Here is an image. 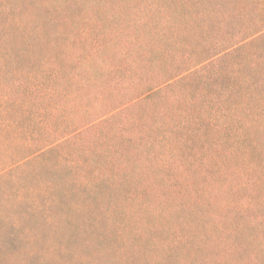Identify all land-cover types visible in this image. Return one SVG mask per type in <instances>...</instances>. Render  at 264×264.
I'll return each instance as SVG.
<instances>
[{"label":"rangeland","instance_id":"obj_1","mask_svg":"<svg viewBox=\"0 0 264 264\" xmlns=\"http://www.w3.org/2000/svg\"><path fill=\"white\" fill-rule=\"evenodd\" d=\"M262 5L260 0H0V85L53 69L46 57L54 51L156 50L151 42L158 29L166 35L161 44L167 51H214L218 43L226 45L264 22ZM7 8L14 14L3 13ZM146 19L154 21L150 30L144 29ZM118 21L123 34L116 41ZM98 34L109 36L102 46L92 39ZM252 50L264 54V36ZM25 109L11 114L17 126H0V171L22 157L19 142L11 143L14 136L47 127H31L39 111ZM106 153L98 148L95 157ZM57 156L49 153L42 163L0 174V264H264V204H256L264 200V184L258 195L230 194L228 207L214 205L225 200L222 195L199 207L174 186L133 199L129 191L139 181L122 178L120 184L84 188L74 182L80 168ZM253 197L257 201H247ZM244 202L252 207L242 210Z\"/></svg>","mask_w":264,"mask_h":264},{"label":"trees","instance_id":"obj_2","mask_svg":"<svg viewBox=\"0 0 264 264\" xmlns=\"http://www.w3.org/2000/svg\"><path fill=\"white\" fill-rule=\"evenodd\" d=\"M142 22L145 30L154 23ZM115 26L117 41L123 28L120 21ZM157 32L156 50L54 51L46 57L53 69L0 85V126H17L11 114L18 107L39 111L31 127L47 126L12 138L22 157L0 174L42 163L51 153L80 168L74 182L84 188L139 181L129 191L133 199L174 186L199 207L221 195L225 200L214 205L228 207L230 194H257L264 184V54L252 45L264 36V22L214 51L183 55L167 51L166 35ZM95 36L98 46L109 40ZM103 147L107 153L98 159ZM244 204L242 210L252 207Z\"/></svg>","mask_w":264,"mask_h":264}]
</instances>
